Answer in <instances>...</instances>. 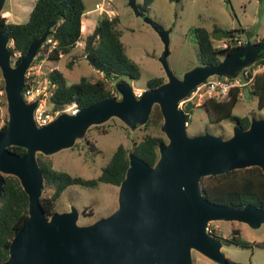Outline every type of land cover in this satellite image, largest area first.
I'll return each mask as SVG.
<instances>
[{
	"label": "water",
	"instance_id": "obj_1",
	"mask_svg": "<svg viewBox=\"0 0 264 264\" xmlns=\"http://www.w3.org/2000/svg\"><path fill=\"white\" fill-rule=\"evenodd\" d=\"M129 3L160 35L159 61L166 80L137 95L130 82L117 79L114 86L119 97L100 99L74 113L60 112L43 125H37L33 117L38 99L27 101L22 89L27 69L55 21L29 43L14 64L11 38L0 26V71L8 113L6 128L0 131V196L5 174L17 176L28 195V216L0 264H193L192 250L218 264H233L221 249V239L208 230L209 221L237 220L256 227L264 220V209L250 203L243 207L216 203L204 196L199 184L203 176L235 168L257 165L264 172V116L252 117L246 128L234 124L228 137L208 132L189 135L188 114L179 105L206 77L232 75L251 62L264 51L263 43L246 41L218 63L198 64L177 77L167 61L169 29L140 9L136 0ZM243 93L248 95L249 89ZM155 103L167 140L159 142L153 164L129 152L117 207L85 224L77 223L74 206L47 215L40 201L43 173L37 153L49 155L70 147L89 126L110 117L136 128L147 121ZM10 145L25 151L14 152Z\"/></svg>",
	"mask_w": 264,
	"mask_h": 264
},
{
	"label": "trees",
	"instance_id": "obj_2",
	"mask_svg": "<svg viewBox=\"0 0 264 264\" xmlns=\"http://www.w3.org/2000/svg\"><path fill=\"white\" fill-rule=\"evenodd\" d=\"M152 1L143 0L139 8L146 11ZM174 1L180 2V0ZM85 10L86 6L83 0H35L28 18L23 22L8 21L5 16H0L1 29L7 32L11 38L9 48L12 57H15V63L25 54L29 43L40 36L46 26L53 21L55 23L51 26L47 36L51 40H45L41 44L35 58L57 60L63 54L72 53L77 42L82 38V16ZM118 23L117 15L111 19L107 16H100L91 32L84 37V45L79 56L86 59L101 74L82 75L77 81L67 83L63 72L58 68H52L48 72L47 79L50 85L46 102L49 103V108L46 107L47 110L60 108L73 101L77 103L78 107H83L106 97H117L118 92L113 84L115 80L120 77L129 79L140 77V66L126 53L120 38L122 31L118 27ZM243 30V27H223L218 24H213L211 28L203 25L194 26L193 32L198 45L200 64L218 63L223 56L243 46L244 44L226 47L214 45L215 37L234 35ZM259 42H262L264 47V35L261 36ZM16 53L18 55H15ZM263 55L264 51L255 58ZM73 63V59H70L68 66L71 67ZM165 80L162 75H154L146 80V86L147 88L153 87ZM0 87L3 89V84ZM251 93L257 96V106L263 108L264 71L255 74L251 83ZM239 97V89L234 87L228 98L221 100L206 98L199 105L205 108L210 121L231 119L235 124L246 128L250 118L246 115L232 114ZM192 104V102H187L182 109L187 112ZM162 120L159 105L155 103L147 121L142 126L150 124L161 126ZM6 125L7 119L0 125V131L4 130ZM103 132H106L104 127ZM160 141H166L162 134L146 133L138 140L133 139L129 147L119 143L105 164L101 166L99 174L94 177H84L56 169L53 167L49 155L38 152L36 156L43 173V188L50 187L53 190L49 196L41 195L40 197L44 212L49 215L55 211V201L69 184L96 187L101 182H108L119 185L128 167L129 152L131 151L149 164H153L159 155L158 144ZM9 148L17 153L25 151V148L18 145H10ZM4 179L3 191L0 196V259L8 257L10 241L28 216V195L20 180L12 174H5ZM199 184L204 196L216 203L236 207H243L250 203L264 209V172L257 165L203 176ZM83 212L91 214L92 210L85 206ZM223 240L240 245L248 244V241L240 237L238 228H232V235L223 237ZM256 243L264 247V239ZM228 259L233 264H245Z\"/></svg>",
	"mask_w": 264,
	"mask_h": 264
},
{
	"label": "rangeland",
	"instance_id": "obj_3",
	"mask_svg": "<svg viewBox=\"0 0 264 264\" xmlns=\"http://www.w3.org/2000/svg\"><path fill=\"white\" fill-rule=\"evenodd\" d=\"M83 1L89 15L87 18L91 21L88 31H91L97 18L100 17L99 11L93 10L94 3L99 0ZM34 2L35 0H4L0 14L8 21L23 22L28 18ZM136 2L140 6L143 0H136ZM111 5L119 17L118 27L122 31L120 38L125 51L139 64L141 71L139 78H120L130 82L134 93L138 95L147 88L148 78L162 75L166 79L159 61L163 42L154 27L143 16L136 14L129 0H111ZM144 12L169 29L167 61L177 77H182L187 70L200 64L198 45L193 32L196 25L208 28H211L213 24L223 27H243L244 30L240 34H243L251 43L258 41L264 35V0H180V2L153 0ZM82 17L84 23L87 18ZM84 37L85 31L82 32V38L77 42L72 53L63 54L57 60L34 58L27 71L40 82L46 81L48 72L55 67L63 72L67 83L77 81L82 75L101 74L86 59L79 56L84 45ZM70 59L74 61L71 67L68 66ZM11 61L14 64L15 57H11ZM1 84L4 85V82L0 75ZM0 90H2L0 93L1 125L8 118V113L4 89L0 87ZM119 96L120 94L117 93V97ZM45 106L49 108V103ZM180 107L182 108L183 105L180 104ZM187 114L186 131L189 135L202 134L205 130L223 137L232 134L235 124L233 120L210 121L205 108L199 103H193ZM232 114L246 115L250 119L261 117L264 116V107L257 106V96L251 93L238 98ZM100 124L89 126L85 134L77 138L72 146L49 154L53 167L71 174L94 177L99 174L101 166L105 164L119 143L129 147L133 139L138 140L146 133L162 134L167 140L160 126L153 124L140 125L132 129L118 117H110ZM103 127L106 132H103ZM118 188L119 185L108 182H101L96 187L69 184L55 201L54 208L56 211H63L74 206L78 209L77 223H90L98 217L108 215L117 207ZM52 191V188L45 187L41 195L49 196ZM85 206L92 210L91 214L83 212ZM232 228H238L240 237L248 241V244L240 245L224 241L223 237L232 235ZM208 230L221 239V249L228 258L245 264H264V247L256 243L264 239V220L256 227L237 220H211ZM192 258L193 264H218L196 250H192Z\"/></svg>",
	"mask_w": 264,
	"mask_h": 264
},
{
	"label": "built area",
	"instance_id": "obj_4",
	"mask_svg": "<svg viewBox=\"0 0 264 264\" xmlns=\"http://www.w3.org/2000/svg\"><path fill=\"white\" fill-rule=\"evenodd\" d=\"M93 10H98L100 16H107L109 19L116 15V12L111 5V0L96 1ZM50 40V37L46 39V41ZM246 41L247 39L243 34L235 33L234 35L215 37L214 45L216 47L243 45ZM261 71H264V55L253 59L232 75L213 74L206 77L179 102V105L182 104L184 106L187 102L196 104L201 103L206 98H214L217 100L226 99L230 96V91L234 87H238L240 96H245L243 93L244 89H249L250 94L253 78L256 73ZM31 75L32 74L27 71V79H25L22 95L27 101L38 99V103L33 111V117L37 125L48 123L60 112L66 111L74 113L77 111L79 107L74 101L63 105L60 108L47 110L45 105L49 93L48 87L50 82L48 79L44 82H40ZM0 93H2V90H0Z\"/></svg>",
	"mask_w": 264,
	"mask_h": 264
},
{
	"label": "crops",
	"instance_id": "obj_5",
	"mask_svg": "<svg viewBox=\"0 0 264 264\" xmlns=\"http://www.w3.org/2000/svg\"><path fill=\"white\" fill-rule=\"evenodd\" d=\"M85 14V15H84ZM84 14H83V16L85 17V18H87V17H89V15H88V11L87 10H85V12H84ZM86 14H87V16H86ZM83 18V17H82ZM90 18H87L86 20H85V22L83 23L82 22V25L84 24V29H82L81 28V32H84L85 31V35L86 34H88L89 32H91V31H88V28H89V25H90ZM95 25V24H94ZM94 27V26H93ZM93 29V28H92ZM247 96V95H246Z\"/></svg>",
	"mask_w": 264,
	"mask_h": 264
},
{
	"label": "flooded vegetation",
	"instance_id": "obj_6",
	"mask_svg": "<svg viewBox=\"0 0 264 264\" xmlns=\"http://www.w3.org/2000/svg\"><path fill=\"white\" fill-rule=\"evenodd\" d=\"M255 42H259V40L258 41L256 40Z\"/></svg>",
	"mask_w": 264,
	"mask_h": 264
}]
</instances>
